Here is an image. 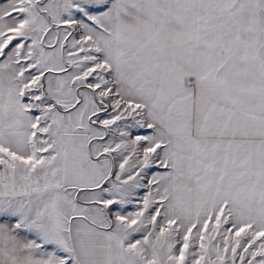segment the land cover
<instances>
[{"label": "snow or ice", "instance_id": "obj_1", "mask_svg": "<svg viewBox=\"0 0 264 264\" xmlns=\"http://www.w3.org/2000/svg\"><path fill=\"white\" fill-rule=\"evenodd\" d=\"M0 264H264V0H0Z\"/></svg>", "mask_w": 264, "mask_h": 264}]
</instances>
